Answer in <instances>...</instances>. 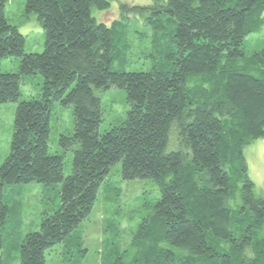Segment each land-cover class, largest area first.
Segmentation results:
<instances>
[{
  "label": "trees",
  "instance_id": "1",
  "mask_svg": "<svg viewBox=\"0 0 264 264\" xmlns=\"http://www.w3.org/2000/svg\"><path fill=\"white\" fill-rule=\"evenodd\" d=\"M7 3L0 0V102L17 107L0 166V250L20 207L6 197L7 187L61 183L60 204L21 240L20 264H48V249L60 244L66 254L76 246L81 257V223L121 161L124 179H152L161 195L129 247L110 250L102 264H264V196L244 154L264 137V38L246 50L249 36L263 30L264 0L121 3L122 17L110 24L92 13L109 0H26L25 13L44 30L41 52H26L25 35L6 18ZM130 13L151 30L146 70L126 69ZM9 56L20 57L17 72L1 70ZM36 75L44 80L41 94L20 100L22 80ZM112 86L126 90L129 108L100 133L96 90ZM55 101L73 107L74 129L60 135L74 153L67 175L64 155L49 149Z\"/></svg>",
  "mask_w": 264,
  "mask_h": 264
},
{
  "label": "rangeland",
  "instance_id": "2",
  "mask_svg": "<svg viewBox=\"0 0 264 264\" xmlns=\"http://www.w3.org/2000/svg\"><path fill=\"white\" fill-rule=\"evenodd\" d=\"M106 9L92 8V13L100 21L110 24L114 19L122 17L121 3L129 5L150 4L153 0H109ZM26 0H8L5 15L9 22L18 26L25 35L26 52H41L44 49L45 34L37 16L25 13ZM129 28L133 40V48L128 57L127 70H146L150 67L145 54L149 46L150 28L140 14H129ZM147 34L142 40L140 33ZM264 38V26L261 33L249 36L246 45L248 53L261 47ZM20 57L9 56L1 61V70L17 72ZM43 77L27 76L22 80L20 100L39 96L42 92ZM102 100V121L100 133L113 125L121 123L129 108L124 88L112 86L96 90ZM16 101L0 102V166L10 153ZM74 129L73 107L55 101L52 107L49 149L51 153L64 155V174L72 172L73 150L60 144L62 133ZM175 134H171L170 145L175 146ZM248 165V173L255 183L257 194L264 196V137L244 147ZM121 161L111 166L98 192V198L90 215L81 223L79 246L84 248L82 256L76 252V246H70V254H66L63 244L55 245L46 253L48 264H102L111 250L127 249L133 233L139 223L151 211L152 204L160 197L157 183L152 179H124L121 175ZM61 183L45 186L42 183L30 182L14 184L7 187V198L20 203L13 212V223L7 225L4 233V244L0 252L4 264H20L19 244L29 231L40 228L42 215L52 211L60 204ZM115 255V254H114Z\"/></svg>",
  "mask_w": 264,
  "mask_h": 264
}]
</instances>
